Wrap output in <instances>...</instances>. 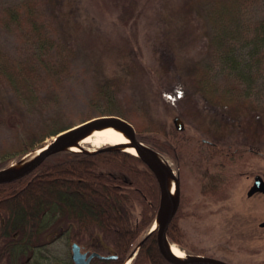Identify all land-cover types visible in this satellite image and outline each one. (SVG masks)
<instances>
[{
    "label": "trees",
    "instance_id": "obj_1",
    "mask_svg": "<svg viewBox=\"0 0 264 264\" xmlns=\"http://www.w3.org/2000/svg\"><path fill=\"white\" fill-rule=\"evenodd\" d=\"M203 1L212 27L210 54L191 65L193 92L221 111L224 124H236L250 111L257 121L264 122V106L253 101L249 88L255 71L249 63L250 56H257L258 63L264 58V14L253 18L246 27L242 21L244 9L256 0ZM24 8L25 19L36 29L39 15L29 11L26 3ZM136 8L137 2L130 0L121 7L118 20L127 23L134 17ZM7 12L8 24H15L21 18L16 9L9 7ZM39 32L36 41L43 44L45 41ZM246 38L248 53L242 45ZM60 71L53 67L51 60L33 55L15 61L0 49V79L27 112L60 104ZM216 72L223 73L221 80L217 79L221 73ZM38 83L46 86L41 96ZM114 86L111 82L99 84L91 93V101H110L117 93ZM131 110L128 119L137 137L170 158L175 164L172 167L175 175L180 177L178 206L166 229L168 240L187 247L192 254H204L184 222L190 216L201 218L209 213V210L203 213L196 210L205 201L223 200L250 158L260 153L255 148L230 142L196 138L185 127L165 126L137 105ZM70 113L64 106L53 110L35 125L24 126L13 143L0 145V169L40 145L46 137L90 118L80 117L74 122L70 120ZM112 114L126 116L119 111ZM208 119L206 130L209 131L212 118ZM184 164L202 195L197 203H190L191 195L185 193L187 186L180 172ZM106 168L124 173L128 180L115 178L104 171ZM190 204L192 207L188 209ZM136 205H139L137 215L134 214ZM158 206L156 178L137 155L106 147L93 152L57 151L22 176L0 183V264H50L48 245L59 239L60 232L67 238L86 237L92 241L98 238L109 245L110 254L115 256L94 258L91 264H123L132 251L135 254L131 264H174L158 250L155 231L147 234ZM57 230V234H52ZM62 260L60 264L69 263Z\"/></svg>",
    "mask_w": 264,
    "mask_h": 264
},
{
    "label": "rangeland",
    "instance_id": "obj_2",
    "mask_svg": "<svg viewBox=\"0 0 264 264\" xmlns=\"http://www.w3.org/2000/svg\"><path fill=\"white\" fill-rule=\"evenodd\" d=\"M129 1L0 0V49L15 61L33 55L53 61V67L61 69L62 81L60 104L27 112L0 79V145L13 143L24 126L35 125L37 120L62 106L71 110L70 120L78 122L80 117L114 111L125 113L124 118L130 121L128 115L137 105L165 126L173 124L174 117H180L187 133L196 138L255 148L260 155L250 158L227 196L216 202L205 201L196 212H210L201 218L190 216L184 224L193 240L204 249V255L236 264L264 262V227L258 225L264 219V197L246 194L255 173L264 174V122L257 121L250 111L236 124H224L221 111L208 105L191 88L193 61L210 54L212 27L207 20L206 3L203 0H135L134 17L121 23L117 15ZM24 3L29 5V11L39 15L36 29L25 19ZM9 7L21 15L18 23L8 24ZM246 7L242 21L247 27L253 18L264 14V0H256ZM37 31L45 41L43 44L36 41ZM248 41L246 38L242 44L247 53ZM256 57L250 56L249 60L255 70L249 88L253 101L263 107L264 58L258 63ZM221 77L223 73L217 79ZM104 82L113 83L117 93L110 101H91L93 89ZM37 87L40 96L44 94L45 84L38 83ZM209 116L212 119L208 131ZM50 138L46 137L41 144ZM104 146L110 145L100 147ZM166 159L174 168V162ZM104 171L119 180H128L119 171L109 168ZM180 172L187 186L185 193L191 195L190 203L201 201L202 195L185 164ZM191 207L192 204L187 206ZM138 210L136 205L134 214ZM57 233L58 230L52 234ZM86 240L81 242L87 243ZM175 244L192 254L187 247ZM105 247L111 252L109 245ZM48 252L50 264H60L62 259L68 261L70 241L56 239L48 245Z\"/></svg>",
    "mask_w": 264,
    "mask_h": 264
},
{
    "label": "water",
    "instance_id": "obj_3",
    "mask_svg": "<svg viewBox=\"0 0 264 264\" xmlns=\"http://www.w3.org/2000/svg\"><path fill=\"white\" fill-rule=\"evenodd\" d=\"M173 124L177 129L184 128L183 121L178 116L173 118ZM101 125L112 126L118 129L125 136H127V138L130 140V142L133 144L135 148V151H136L135 155H137L139 159L152 171V173L154 174L156 178L158 189H159V206H158V210L156 213V217L158 215L159 210H161L162 220L159 226H155L153 224V226L149 229L147 234L155 231L157 247L160 253L163 255V257L167 261L174 263V264H230L229 262H226L220 258L209 256V255H204V254L186 253L187 254L186 258L178 259L168 253L167 243L170 242L172 244H175L171 242L170 240H168L166 236V229H167V226L171 218L175 214L177 206H178L179 180H178V177L175 175L172 167L169 165L167 159L162 154L155 151L150 146H148L146 143H144L142 140H140L136 135V129L134 125L130 121H128L126 118H124L123 116H120L117 114H103V115L93 116L77 124H74L62 131H59L55 135L51 136L49 140L35 147V148L42 147L41 152L24 168L17 170L15 172H7L6 169L12 163H10L5 168H1L0 169V183L11 181L29 172L48 155L53 154L60 150H65L64 147L67 143H69L70 141H72L73 139L81 135L82 133L88 131L89 129L96 127V126H101ZM106 148H114V147L106 146ZM95 150L97 149H94L91 151H84V152H93ZM154 152H156L162 159L166 161L168 168L171 170L174 177L178 180V186H177L175 198L173 197L172 193L169 190L163 168L153 158ZM25 154H23L21 157H19L15 161H18L19 159H21ZM255 186L258 189H262L264 191V181L259 174H256L254 176L253 185L251 189L248 191V193H251L253 191L252 190L253 187ZM176 246L180 248L178 245ZM133 253L134 251H132L131 255ZM93 255H96L102 258L103 257L111 258L115 256V255H106V256L100 255L96 252H92L88 256H86L84 252L80 251V247L76 242H73L71 244V259L74 262V264H88L89 259Z\"/></svg>",
    "mask_w": 264,
    "mask_h": 264
},
{
    "label": "bare ground",
    "instance_id": "obj_4",
    "mask_svg": "<svg viewBox=\"0 0 264 264\" xmlns=\"http://www.w3.org/2000/svg\"><path fill=\"white\" fill-rule=\"evenodd\" d=\"M86 144H88L89 146H85ZM104 144L110 145L111 147L117 149L128 151L133 154H135L136 152L133 144L130 142L127 136L121 133L118 129L108 125L96 126L89 129L88 131L82 133L81 135L67 143L64 149L68 151H90ZM41 150L42 147H38L27 152L18 161H13L12 164L6 169V171L15 172L24 168L41 152ZM153 158L163 168L169 190L175 198L178 180L174 177L171 170L168 168L166 161L162 159L156 152L153 153ZM161 220L162 213L161 210H159L154 225L159 226L161 224ZM167 251L170 255L178 259H184L187 257V254L183 250L170 242L167 243Z\"/></svg>",
    "mask_w": 264,
    "mask_h": 264
},
{
    "label": "flooded vegetation",
    "instance_id": "obj_5",
    "mask_svg": "<svg viewBox=\"0 0 264 264\" xmlns=\"http://www.w3.org/2000/svg\"><path fill=\"white\" fill-rule=\"evenodd\" d=\"M257 173H255V175H256ZM260 175V174H259ZM261 177H262V179H263V181H264V174H261L260 175ZM253 182H254V178H253V180H252V184H251V186L249 187V189L247 190V192H246V194H247V197H251L253 194H260V195H262L263 197H264V191L262 190V189H258L256 186L255 187H253V191L251 192V193H248V191L251 189V187H252V185H253ZM260 227H264V219L263 220H260L259 221V224H258ZM59 234H61L60 235V237L59 238H64V239H67V240H69L70 241V260H69V263L68 264H74V262L72 261V259H71V244L73 243V242H76L78 245H79V247H80V251H82V252H84L85 254H86V256H88L90 253H92V252H96V253H98V254H100V255H110V252H108V250L107 249H105L106 247H105V244H103L101 241H96V240H91V239H88V238H86V237H84V238H86L87 240H86V242L87 243H85V242H81V240L82 239H84V238H82L81 237V239H79V240H75V239H73V238H67L66 237V235L63 233V232H60ZM103 250H106V251H103ZM251 250H253V249H249L248 251H251ZM94 258H99V259H102V257H99V256H96V255H93L90 259H89V262H88V264H91V262H92V260L94 259ZM104 258V257H103ZM222 260H224V261H226V262H229L230 264H236V263H234V262H231V261H229V260H225V259H222ZM263 263V262H262ZM251 264V263H250Z\"/></svg>",
    "mask_w": 264,
    "mask_h": 264
}]
</instances>
